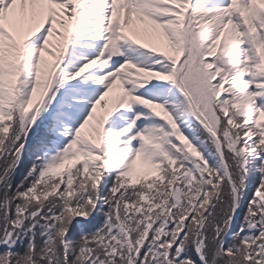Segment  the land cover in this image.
<instances>
[{
  "label": "snow or ice",
  "instance_id": "snow-or-ice-1",
  "mask_svg": "<svg viewBox=\"0 0 264 264\" xmlns=\"http://www.w3.org/2000/svg\"><path fill=\"white\" fill-rule=\"evenodd\" d=\"M0 264H264V0H0Z\"/></svg>",
  "mask_w": 264,
  "mask_h": 264
}]
</instances>
